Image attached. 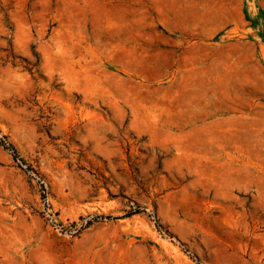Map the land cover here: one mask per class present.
Listing matches in <instances>:
<instances>
[{"label":"rangeland","instance_id":"rangeland-1","mask_svg":"<svg viewBox=\"0 0 264 264\" xmlns=\"http://www.w3.org/2000/svg\"><path fill=\"white\" fill-rule=\"evenodd\" d=\"M0 264H264V0H0Z\"/></svg>","mask_w":264,"mask_h":264}]
</instances>
